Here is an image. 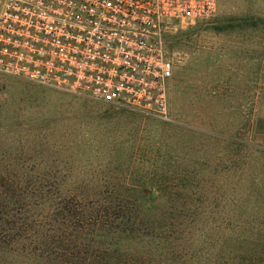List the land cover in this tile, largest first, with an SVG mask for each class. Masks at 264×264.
<instances>
[{"label": "rangeland", "instance_id": "374dc122", "mask_svg": "<svg viewBox=\"0 0 264 264\" xmlns=\"http://www.w3.org/2000/svg\"><path fill=\"white\" fill-rule=\"evenodd\" d=\"M219 5L214 23L178 25L164 36L174 64L170 121L0 74V173L58 171L68 175L65 189L93 192L104 186L87 184L90 172L120 173L111 184L119 189L171 159L173 183L188 175L207 211L216 194L239 186L242 170L257 166L264 182V25L222 28L230 18L264 20V0ZM236 136L248 148L230 143Z\"/></svg>", "mask_w": 264, "mask_h": 264}, {"label": "trees", "instance_id": "16d2710c", "mask_svg": "<svg viewBox=\"0 0 264 264\" xmlns=\"http://www.w3.org/2000/svg\"><path fill=\"white\" fill-rule=\"evenodd\" d=\"M225 21L222 28L264 25L254 18ZM230 143L249 146L237 136ZM163 161L160 171L119 189L111 184L121 180L120 173L90 172L86 183L104 186L93 192L86 186L65 189L68 175L58 171L32 177L23 167L21 177L0 173V264H264L258 167L242 170L239 186L216 194L207 211L196 183L188 175L173 183L174 161Z\"/></svg>", "mask_w": 264, "mask_h": 264}, {"label": "built area", "instance_id": "2783aa9c", "mask_svg": "<svg viewBox=\"0 0 264 264\" xmlns=\"http://www.w3.org/2000/svg\"><path fill=\"white\" fill-rule=\"evenodd\" d=\"M219 0H0V74L171 120L164 36Z\"/></svg>", "mask_w": 264, "mask_h": 264}]
</instances>
